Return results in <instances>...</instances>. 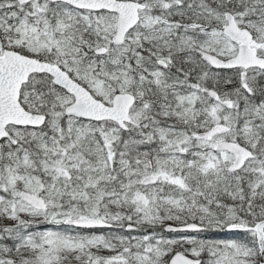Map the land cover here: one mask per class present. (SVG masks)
Here are the masks:
<instances>
[{"label": "snow or ice", "instance_id": "6c2138e0", "mask_svg": "<svg viewBox=\"0 0 264 264\" xmlns=\"http://www.w3.org/2000/svg\"><path fill=\"white\" fill-rule=\"evenodd\" d=\"M0 264H264V0H0Z\"/></svg>", "mask_w": 264, "mask_h": 264}]
</instances>
